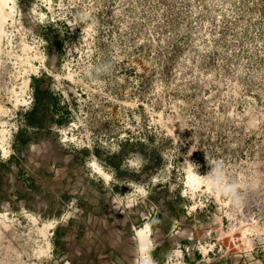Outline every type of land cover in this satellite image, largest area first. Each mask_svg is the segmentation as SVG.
Wrapping results in <instances>:
<instances>
[{
	"label": "rangeland",
	"instance_id": "1",
	"mask_svg": "<svg viewBox=\"0 0 264 264\" xmlns=\"http://www.w3.org/2000/svg\"><path fill=\"white\" fill-rule=\"evenodd\" d=\"M145 226L264 264V0H0V264H138Z\"/></svg>",
	"mask_w": 264,
	"mask_h": 264
},
{
	"label": "bare ground",
	"instance_id": "2",
	"mask_svg": "<svg viewBox=\"0 0 264 264\" xmlns=\"http://www.w3.org/2000/svg\"><path fill=\"white\" fill-rule=\"evenodd\" d=\"M99 172L100 171L99 169ZM201 181L199 180L198 176L191 172L190 170L187 171V181L186 186L191 188L193 190H197L199 187H201ZM135 239L137 242L138 251L141 255H148V252L151 248V239L150 234L151 230H149V227H141L139 229H135L134 231Z\"/></svg>",
	"mask_w": 264,
	"mask_h": 264
},
{
	"label": "built area",
	"instance_id": "3",
	"mask_svg": "<svg viewBox=\"0 0 264 264\" xmlns=\"http://www.w3.org/2000/svg\"><path fill=\"white\" fill-rule=\"evenodd\" d=\"M174 256H175V254H173L170 258L171 264H175L172 262V257H174ZM174 259H175V257H174ZM138 264H154V263L152 262V260L148 256H142V258L140 259Z\"/></svg>",
	"mask_w": 264,
	"mask_h": 264
},
{
	"label": "trees",
	"instance_id": "4",
	"mask_svg": "<svg viewBox=\"0 0 264 264\" xmlns=\"http://www.w3.org/2000/svg\"><path fill=\"white\" fill-rule=\"evenodd\" d=\"M34 99L36 100L35 102H37V100H39V92L38 91H36V94H35V96H34ZM34 108H36V107H34ZM35 110V109H34ZM33 112V111H32Z\"/></svg>",
	"mask_w": 264,
	"mask_h": 264
}]
</instances>
